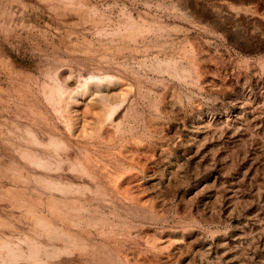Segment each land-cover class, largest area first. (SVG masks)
<instances>
[{"label":"rangeland","instance_id":"374dc122","mask_svg":"<svg viewBox=\"0 0 264 264\" xmlns=\"http://www.w3.org/2000/svg\"><path fill=\"white\" fill-rule=\"evenodd\" d=\"M39 243L264 264V0H0V254Z\"/></svg>","mask_w":264,"mask_h":264},{"label":"bare ground","instance_id":"6f19581e","mask_svg":"<svg viewBox=\"0 0 264 264\" xmlns=\"http://www.w3.org/2000/svg\"><path fill=\"white\" fill-rule=\"evenodd\" d=\"M168 70L170 71L172 69H168ZM171 72L175 73L173 70ZM176 75L178 77H181L182 73L176 72ZM51 144L57 145L59 147L60 146V141L55 139V138H52ZM37 163H38V165H41V166L46 164L41 159H38ZM51 168L52 167L50 166V169ZM43 180H47V179L44 178ZM47 181L50 184H54L56 186H58L60 184V183L54 182V180L53 181L47 180ZM44 224H46V223H44ZM45 226H46L45 229H46V231L48 233L54 231V230L51 229L52 227L49 228L47 226V224ZM23 241H25V240H23ZM4 249H6L5 253L0 254V263H2V264H4L7 260L15 261V260H20V259L29 260L30 262H32L31 264H33V263L34 264H43L44 263V260L41 257V254H42V251H43V246L40 243L39 244H29L26 249H24L20 245H16V246H12V247H8L7 248V246L5 244H3L2 247H1L2 252H3ZM66 249H68V246H65L63 248H60V247H57V246H52V247L47 248L46 249L47 251L46 250H44V251H46V254L48 256H55V255L59 254L62 250H66Z\"/></svg>","mask_w":264,"mask_h":264}]
</instances>
